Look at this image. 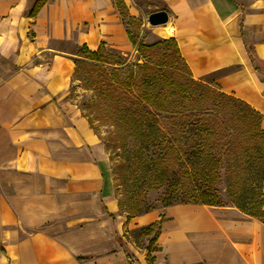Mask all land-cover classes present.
Wrapping results in <instances>:
<instances>
[{"label": "crops", "instance_id": "0c3cea01", "mask_svg": "<svg viewBox=\"0 0 264 264\" xmlns=\"http://www.w3.org/2000/svg\"><path fill=\"white\" fill-rule=\"evenodd\" d=\"M156 1L192 77L261 114L264 135V0ZM34 3L0 0V264H127L110 160L70 97L78 57L64 44L125 54L128 26L115 0H48L30 16ZM160 220L152 264H264V222L235 207L177 204L128 226Z\"/></svg>", "mask_w": 264, "mask_h": 264}, {"label": "trees", "instance_id": "16d2710c", "mask_svg": "<svg viewBox=\"0 0 264 264\" xmlns=\"http://www.w3.org/2000/svg\"><path fill=\"white\" fill-rule=\"evenodd\" d=\"M47 1L35 0L29 15L35 16ZM115 2L120 11V16H129L123 1L115 0ZM135 21L136 19L130 16L127 25L129 26V23L133 25ZM127 34L130 42L133 45H137L138 53L145 61L138 68L140 74L132 79L129 78L131 75L127 78H122V74L126 72L125 68H110L123 66L125 62L110 55L104 43H101L95 52L83 46L76 54L93 62L92 68L96 74L99 72L96 90L108 107V111L105 114L109 118L117 121L126 117L132 109H141V104L144 103L156 112L169 114L170 119L175 123L178 133L175 143H171L165 137L162 139L163 141L160 143L162 151L154 160L155 164L152 162L153 164L149 166L148 171H151L153 177L158 175L156 180L162 176L161 181L163 182L167 180V175H165L167 171L174 167L172 163H179L178 168H183L184 165L189 166L191 173L194 175L191 185L188 186L183 183L186 180L184 176H187V173L185 171L181 174L178 172L177 180L179 181L174 184L175 191L182 190L181 186H183V189H187L189 193L186 195L187 198L181 196L174 197L172 201L168 199L169 203H165L166 206L194 204L222 207L229 205L237 208L246 216L264 222V211L262 210L264 203L262 115L245 102L233 96L219 92L214 87L206 84H197L192 78L187 64L181 57L174 38L148 46L144 44L142 39L137 42L138 36L135 37L133 31L128 29ZM167 45L169 51H165L159 60L155 55L158 51L167 49ZM246 51L253 68L259 71L260 62L252 46H246ZM77 61H75V69L77 68ZM178 65L184 67L191 81L174 82L161 71V68L164 69V67L177 69ZM197 86H202L206 92L200 95L199 101L196 102L194 98H197L198 95ZM133 87H136V96L139 100L129 101L126 96L123 97L116 93L118 91L126 94ZM114 93L118 95V99L127 100L125 106H119L116 103ZM224 101H226V104H224ZM172 102L175 103V106H172ZM207 102H211V106L209 108L203 107ZM220 114L231 118L218 119L217 117ZM88 122L90 123L89 119ZM234 122L246 127V140L253 151V155L251 154L250 156L244 153L241 157V162L236 160L232 149L234 140L237 139V135L234 133L236 130L233 125ZM162 134L165 136L163 132ZM218 144H221V148L215 156L213 149L215 147L218 149ZM144 147L146 149L150 147L157 149L158 143H156L155 139L150 141L145 139ZM222 178L226 186V202H223L218 192L214 189V186L219 184ZM110 216L112 217L113 215L110 214ZM161 222L160 220L150 223L139 229L140 232L147 236L155 230L149 247H147V264H152L151 252L155 248ZM120 249L125 255L127 264H138L134 255L128 252L122 244H120Z\"/></svg>", "mask_w": 264, "mask_h": 264}, {"label": "rangeland", "instance_id": "374dc122", "mask_svg": "<svg viewBox=\"0 0 264 264\" xmlns=\"http://www.w3.org/2000/svg\"><path fill=\"white\" fill-rule=\"evenodd\" d=\"M139 4L144 8V13L138 17H132L136 19V21L133 25L130 23L129 26L127 25L129 31H133L135 37L138 36L137 42L142 39L144 44L149 46L173 38L172 28L169 23L158 27H152L146 21L150 14L147 7L154 5L161 6L160 2L156 0H139ZM121 18L127 24L130 15ZM166 48L167 49L163 51H158L155 55L159 60L165 51H169L168 45ZM64 49L70 51L76 50V52L80 51V49H74L71 44L70 46L64 44ZM106 50L110 55L125 62L123 66L110 67L114 69L125 68L126 72L122 74V78H127L131 75L129 78L132 79L140 74L138 68L143 65L145 61L138 53L137 45L132 44L131 50L125 54H121L115 50ZM77 57V68L72 77L73 81L70 86V97L80 107L84 116L89 119L91 128L104 145L110 160L111 173L118 198V212L113 214L112 217L114 220L117 219V222H120L119 230L115 231L116 239H118V243H121L128 252H130L128 243H131L132 247L144 249L145 247H149L150 240L153 238L155 230L147 236L140 232L139 229L149 224L143 225L140 224V222H133L136 224V227L133 226L130 228L128 222L152 211L169 207L165 204L169 203L168 199L172 201L174 197L181 196L187 198L186 195L189 193L188 190L183 189V186H181L182 190L175 191L174 184L179 181L177 180L178 172H180V174L184 171L187 173V176H184L186 180L184 182L181 181L188 186L191 185L194 174L191 173L192 171L189 169V166L184 165L183 168H178L179 163H172L174 167L165 174L167 175V180L162 182V176L158 179L160 181L156 180L158 175L156 177L154 175L153 177L151 171H148V169L162 151V146L160 144L163 141L162 139L165 137L166 139L168 138L171 143H175V139L178 137L177 127L170 119V115L156 112L142 103L141 109H132L126 117L117 121L109 118L105 114L108 111V107L96 90L97 75L99 72L97 74L95 73L92 68V65H94L93 62L83 57ZM161 71H163V74L170 78L171 81H191L190 76L182 65H178L177 69L164 67V69L161 68ZM194 81L197 84H204L195 79ZM214 89L221 92L215 87ZM131 91H133L134 94L131 93ZM131 91L126 92V94L118 91H116V93L123 97L126 96L129 101L139 100L136 96V87H133ZM196 91L198 95L197 98L194 99H196L197 102L199 101L198 98L200 95H203L206 90L203 89L202 86H197ZM116 93H114L116 103L119 106H125L127 100L118 99ZM210 103L211 102H207L203 107L209 108L211 106ZM224 104H226V101H224ZM172 106H175V103L172 102ZM217 118L222 119L231 117L220 114ZM233 125L236 128L234 133L237 135V139L234 140L232 149L236 160L241 162V157L244 153L250 156L251 154L253 155V151L250 149V145L246 140V127L236 122H234ZM162 132L165 136H163ZM145 139H147V141L155 139L156 143H158L157 149L155 147L146 149L144 147ZM217 147L218 149H216V147L213 149V154L215 156L219 153L221 144H218ZM214 189L218 192L223 202H226V186L223 178L219 184L214 186Z\"/></svg>", "mask_w": 264, "mask_h": 264}, {"label": "water", "instance_id": "95a60500", "mask_svg": "<svg viewBox=\"0 0 264 264\" xmlns=\"http://www.w3.org/2000/svg\"><path fill=\"white\" fill-rule=\"evenodd\" d=\"M146 21L150 26L158 27L167 24L169 21V16L165 10H159L150 13Z\"/></svg>", "mask_w": 264, "mask_h": 264}]
</instances>
